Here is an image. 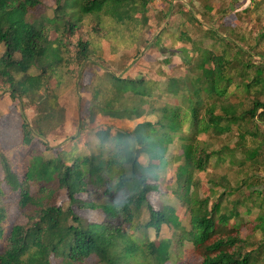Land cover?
<instances>
[{
    "label": "trees",
    "instance_id": "obj_1",
    "mask_svg": "<svg viewBox=\"0 0 264 264\" xmlns=\"http://www.w3.org/2000/svg\"><path fill=\"white\" fill-rule=\"evenodd\" d=\"M53 1L55 8L49 9L44 0H0V90H7L14 101L26 100L36 110L33 126L21 115V145L30 149L28 158L16 165L0 148V264H166L185 244H191L197 257L194 264H264V212L255 223L242 225L236 209L243 201L231 203L228 209L223 205L227 190L216 200L201 198L202 186L196 178L208 169L214 155L224 153L210 150L201 136L220 138L233 126L244 152L240 165L260 163L264 51L259 47L264 45V32L255 47H242L246 42L235 29L223 33L210 29L203 38L215 44V51L180 32L177 39L190 43L198 53L194 75L180 85L168 78L165 89L141 75L130 78L128 69L96 74L91 84L92 126H98L96 120L102 117L133 121L154 116L156 121L114 136L109 129L97 130L96 153L57 150L47 156L39 145L62 123L57 90L70 67L84 69L98 52L90 40L79 38L75 48L70 44L84 32V20L91 18L98 38L108 40L106 21L130 30L143 27L151 2ZM189 22L203 27L195 17ZM164 34L155 38V44ZM237 93L244 99L234 102ZM163 94L177 98L179 104L155 108L152 102ZM247 137L253 149L245 146ZM174 143L181 154L176 159L173 195L189 215L188 229L173 207L155 210L147 196L156 190L149 181L159 179L158 165L165 162ZM141 156L148 165L140 162ZM250 181L245 178L243 187ZM221 182L228 185L225 178ZM256 183L264 186L263 181ZM62 191L67 206L59 203ZM253 194L261 193L258 189ZM74 207L100 212L104 220L89 223ZM164 227L174 230L175 238H162ZM150 231L154 241L148 237ZM256 236L259 242L252 243Z\"/></svg>",
    "mask_w": 264,
    "mask_h": 264
},
{
    "label": "rangeland",
    "instance_id": "obj_2",
    "mask_svg": "<svg viewBox=\"0 0 264 264\" xmlns=\"http://www.w3.org/2000/svg\"><path fill=\"white\" fill-rule=\"evenodd\" d=\"M45 6L54 9L53 0H44ZM183 8V9H182ZM210 8V14L206 11ZM182 10V14L180 11ZM189 13L192 17L202 22L203 27L190 23ZM51 15V12L49 13ZM207 14V15H206ZM168 18H166V17ZM147 22L143 27L132 29L117 27L112 22H105V30L109 35L107 39H99L94 31L91 18L84 20V32L71 40L72 48L76 47L79 38L90 40L94 43L97 54L89 59L88 66L83 68L70 67L63 78L62 85L57 90V105L61 109L62 123L49 132L47 137L39 145L40 151L47 156H53L55 151L76 150L77 154L89 155L97 151V138L95 132L99 129H109L111 135L118 132L131 131L137 124L142 122H155L154 116H143V118L133 121H115L108 117L97 118L95 125L90 124L89 111L91 108V98L93 90L92 81L96 74H103L107 70L120 72L128 69V76H144L146 79L159 84L160 89H165L168 78L177 80L178 84L194 75L198 53L192 50L190 43L179 41L177 37L180 32L186 33L195 42H201V47L217 50L215 44L205 39L204 32L215 29L221 33L229 32V27L235 29L238 34L244 37L246 44L242 47L256 45V38L264 32V0H151L148 5ZM105 20V19H104ZM184 23V26L180 24ZM166 29V31L164 30ZM165 32L159 44H155V38ZM57 34L51 32V38L55 39ZM259 50L264 51V45H260ZM257 60V58H256ZM121 71V72H122ZM120 72V73H121ZM54 82V81H53ZM50 87L54 88L55 83ZM51 89H49L50 91ZM234 102L243 100V95L237 93ZM155 108L163 105L176 106L179 100L163 94L161 98L153 102ZM26 116V121L33 126L36 118V110L26 100L22 102L14 101L7 90H0V148L12 158L16 165L28 158L30 149L21 145V115ZM101 124V125H100ZM100 125V126H99ZM236 127H232V132L212 138L201 136V140L206 141L210 150L221 152V156L214 155L208 169L204 173H199L196 178L201 182L200 197H210L216 200L226 191V199L223 205L231 209V203L241 200L236 211L239 214V221L245 224L255 223L256 218L264 209H260L262 200L264 201V186L257 184V181L264 183V152L260 158L259 165H240L244 157L243 149L238 146L239 133ZM248 149H253L255 145L251 143L249 137L246 138ZM46 148H49L47 151ZM181 150L177 143L170 146L165 162L158 165L159 179L150 180V184L156 185V190L150 193L148 201L155 210H160L164 206H171L176 210L179 220L185 229L189 228V215L183 206L173 195L175 187V173L179 166L176 161ZM140 162L148 165L147 158L139 157ZM222 158L223 161H219ZM250 178L251 185L243 187V180ZM227 180L228 185L222 184V179ZM259 180H258V179ZM262 183V184H263ZM228 186V187H227ZM260 190V195L253 194ZM228 200H230L228 203ZM59 203L66 205L68 199L64 191L61 192ZM75 213L89 223H100L104 216L100 212L81 210L75 208ZM144 220H147L144 218ZM162 238H175L174 230L164 227ZM154 233L150 231L148 237L155 240ZM252 243L259 242V236L251 239ZM191 244L177 249L169 263L166 264H194L197 257L191 253ZM150 262V261H149Z\"/></svg>",
    "mask_w": 264,
    "mask_h": 264
}]
</instances>
